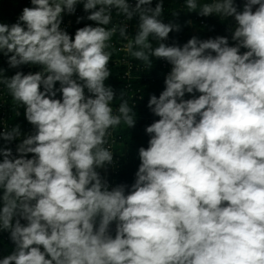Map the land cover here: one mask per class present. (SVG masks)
Returning <instances> with one entry per match:
<instances>
[{
    "label": "clouds",
    "instance_id": "9594fccd",
    "mask_svg": "<svg viewBox=\"0 0 264 264\" xmlns=\"http://www.w3.org/2000/svg\"><path fill=\"white\" fill-rule=\"evenodd\" d=\"M152 2L31 0L17 22L0 23L9 68L39 66L11 77L0 67L32 126L0 130L9 144L24 136L15 154L0 145V232L14 245L0 264H264V0L242 11L234 0H186L202 17L234 18V46L226 36L162 42L181 26L160 19L163 0ZM78 3L89 14L77 23L96 26L73 38L61 25ZM113 9L124 19L108 28ZM117 31L121 50L147 68L153 57L172 67L148 99L159 119L145 128L134 183L110 188L97 169L114 164L111 130L136 124L124 93L114 110L105 83Z\"/></svg>",
    "mask_w": 264,
    "mask_h": 264
},
{
    "label": "trees",
    "instance_id": "16d2710c",
    "mask_svg": "<svg viewBox=\"0 0 264 264\" xmlns=\"http://www.w3.org/2000/svg\"><path fill=\"white\" fill-rule=\"evenodd\" d=\"M25 2V0H0V23H3L6 19H14L15 13L18 11L20 6ZM158 0H153L152 7H155ZM205 3L207 1H204ZM236 4V2L234 1ZM203 2L198 0V5H202ZM163 13L160 17L163 22H174L181 26V30L179 32L173 31L169 33V37L166 41H162L166 44H178L179 46H183L191 37L196 36L201 40H206L209 38H215L213 35L215 33V22L214 17L215 15L202 17L198 15L197 12H189L186 7V0H163ZM199 10V7L197 11ZM173 13H179L178 16H174ZM196 16H199V19H194ZM86 17V16H85ZM194 19V26L192 27L191 23H187L188 21H192ZM200 19H206L208 22L207 27H200ZM114 19L112 17V23ZM138 17H134L131 20V23L134 25L132 30H127L135 36L138 24ZM112 23L109 24L107 27L111 28ZM85 25H92L96 26L94 21H86L82 22L81 27ZM195 30L196 33H192ZM184 36L181 38L180 35ZM121 36L119 32H117L113 37L114 39H120ZM150 42L152 43L153 47L155 48L158 46V41L152 37L149 38ZM112 51L111 61L109 63V69L111 71V76L109 77L108 81L105 83L113 87L114 91H117L115 94L119 93V91H124V85L126 80L123 78V73L125 71V67L123 65H116L117 59L120 57V53L116 50V47L110 49ZM246 51V49H241V53ZM214 54V53H213ZM135 59L134 57H131ZM139 65V71L137 73L140 74L141 77L137 78L136 84L144 85L146 89V94L144 98L139 101V103L133 107V113L135 114V118L142 114H147L150 112L149 108L147 107L148 99L150 95L155 94L157 97L159 94L164 90V75L163 69L161 67V63L159 59L152 58V68H147L142 61L137 60ZM143 66L145 68H143ZM198 96L199 93H196ZM192 98L191 94H186L185 99ZM159 117L156 116V119ZM20 120V128L22 131V126L28 129L29 133L32 131V126L27 122L24 116V109H21V116H19ZM150 124H147L143 121H136L134 127L129 128L124 124L119 126V129L122 130L123 135L125 137V145H127L128 156L124 158L122 163V170L119 173V179L121 181H125V184L131 186L135 180V173L138 170V166L140 164V160L138 157V149L140 147H148V140L150 139L149 135L146 134L145 128ZM0 145H4L5 141L0 139ZM2 159V158H0ZM127 180V182H126ZM127 190V189H126ZM14 245L10 241V239L5 238L4 232H0V257L4 255L10 254L13 250Z\"/></svg>",
    "mask_w": 264,
    "mask_h": 264
},
{
    "label": "built area",
    "instance_id": "2783aa9c",
    "mask_svg": "<svg viewBox=\"0 0 264 264\" xmlns=\"http://www.w3.org/2000/svg\"><path fill=\"white\" fill-rule=\"evenodd\" d=\"M209 2V0H203ZM136 0H129V3L132 4V6H135ZM25 7H32L31 0H25V2L20 6L18 11L15 13L14 19H6L3 23L11 25L15 22H17L18 17L22 13L23 8ZM89 13H86L83 9V4L78 3L76 5V12L75 14H63V22L61 27L65 29L70 36L74 38L75 31L81 27L82 22L89 21L86 18L83 19L80 23H77V17H85ZM112 17L114 19L113 25H119L120 21H122L124 18L123 16H118L116 14L115 9H113ZM194 19H199V16H196ZM194 19L191 21L192 27L194 26ZM127 30H132L134 28V25L131 23V21H127ZM208 22L206 19H200V27H207ZM111 26V27H112ZM119 32V31H117ZM184 36L180 35L182 38ZM128 37L134 38L132 33L128 31ZM127 43V41L121 37L120 39H114L111 40V45L113 47H116V50L121 54L120 57L116 61V65H123L125 67V71L123 73V78L126 80L124 85V96L123 99L127 100L129 105L133 108L136 106L140 100L144 98V95L146 94V89L144 85H138L136 84L137 78L141 77L137 71H139V65L140 63L136 59H132L131 55L129 53H126L122 51L123 45ZM161 63V67L163 69V75L164 77L167 75V73L171 70V65L167 63L163 59H159ZM0 67L5 69V75L7 77H11L14 75L17 71H22L25 74L29 72L35 73L39 70V66H30V65H22L19 68H9L7 64V57L3 56V54H0ZM143 68H145L143 66ZM56 87H59V82H57ZM117 91H115L116 93ZM116 99L113 101V108L114 110L118 107V105L121 102L120 91L119 93L115 94ZM142 97V98H141ZM57 98H60L59 94L57 95ZM21 106H18L13 100L12 97L9 95L7 88L0 84V130H8L11 129L14 125L20 124L19 116H21ZM17 112H19V116H17ZM156 116L150 111L147 114H142L140 116L136 117V121H143L147 124H151L155 121ZM159 119V118H158ZM156 119V120H158ZM112 135L108 138L109 143L105 145V147H108L112 152L114 156V164L107 166L106 169H97L98 172H100L101 176L106 178L109 182V186L114 187L118 184H125V181H121L119 179V173L122 170V163L124 161V158L128 156L127 151V145H125V137L123 135V132L121 129H119V126L115 129H112ZM22 134L29 133L28 129L22 126ZM24 136L22 135L20 138L12 141L10 144L5 141V144L7 147H11L13 149V153L15 154V148L17 144H19ZM31 158V154H29V157ZM127 182V180H126ZM128 183V182H127ZM126 183V184H127ZM127 191V190H126ZM21 223H26L25 221H21ZM113 228V235L115 223L112 225ZM5 238L9 239V233L4 232ZM2 258V257H0Z\"/></svg>",
    "mask_w": 264,
    "mask_h": 264
},
{
    "label": "crops",
    "instance_id": "0c3cea01",
    "mask_svg": "<svg viewBox=\"0 0 264 264\" xmlns=\"http://www.w3.org/2000/svg\"><path fill=\"white\" fill-rule=\"evenodd\" d=\"M200 2L205 3L203 0H199ZM236 2V6L238 11L243 10V6L245 3V0H234ZM258 6H253V11L255 8ZM214 22H215V33L213 34L215 37L217 36H226L229 40V46H234L235 41L231 39V31H229V27H234L235 26V21L234 18L228 17V18H220L215 15L214 17Z\"/></svg>",
    "mask_w": 264,
    "mask_h": 264
},
{
    "label": "rangeland",
    "instance_id": "374dc122",
    "mask_svg": "<svg viewBox=\"0 0 264 264\" xmlns=\"http://www.w3.org/2000/svg\"><path fill=\"white\" fill-rule=\"evenodd\" d=\"M192 33H196V32H195V30H193V32H192Z\"/></svg>",
    "mask_w": 264,
    "mask_h": 264
}]
</instances>
